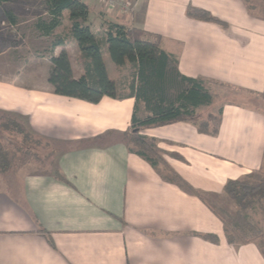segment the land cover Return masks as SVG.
Returning <instances> with one entry per match:
<instances>
[{
  "label": "crops",
  "instance_id": "crops-1",
  "mask_svg": "<svg viewBox=\"0 0 264 264\" xmlns=\"http://www.w3.org/2000/svg\"><path fill=\"white\" fill-rule=\"evenodd\" d=\"M83 1L94 33L93 26L107 20L158 34L181 74L203 79L220 95L210 105L220 111L216 135L184 121L140 131L156 141L179 176L201 194L227 199V180L264 170V113L226 97L239 91L264 98V0H126L133 4L129 11ZM188 6L221 23L188 17ZM2 23L9 27L0 47V111L19 115L58 151L49 170L9 183L0 177V264H264L262 243L228 244L204 197L164 181L129 151L123 133L131 126L134 98L104 96L92 103L54 93L51 56L65 51L73 77L83 75L74 39L75 63L65 38L51 43L46 62L31 57L23 63L18 45L11 46L14 25ZM102 59L119 88L128 66L114 64L105 46ZM194 232L214 234L218 242Z\"/></svg>",
  "mask_w": 264,
  "mask_h": 264
},
{
  "label": "trees",
  "instance_id": "trees-1",
  "mask_svg": "<svg viewBox=\"0 0 264 264\" xmlns=\"http://www.w3.org/2000/svg\"><path fill=\"white\" fill-rule=\"evenodd\" d=\"M14 1L0 0V6ZM42 1L47 9L48 19H39L35 27L45 36L55 37L52 47L61 45L64 37L55 36L53 31L60 25L63 12H67L69 36L77 43L83 68V75L74 78L70 58L65 51L51 56L48 83L53 87L54 93L92 103L104 96L116 99L134 98L131 126L123 133L129 151L156 168L164 181L203 199L197 189L166 163L156 141L140 134V131L145 127L184 121L194 124L200 133L216 135L220 111L217 116L210 114L206 119H203L200 112L212 104L216 94L206 88L203 79L180 73L177 57L161 48V37L158 34L109 22L103 34L97 35L87 23L89 7L83 0ZM186 15L197 20L221 23L209 12L193 6L187 7ZM0 21L15 25L17 17L11 10L0 9ZM10 35L8 30L7 36ZM103 46L114 64L128 66L129 82L123 91L108 77L102 59ZM5 135L11 140L3 141ZM38 139L41 140L19 115L0 111V170L8 169L22 151L36 152L35 144L40 141ZM223 191L235 205L232 212H216L222 221L226 242L230 245H242L264 241V170L227 180ZM251 214L259 215L260 220L253 221ZM194 235L212 243L218 242V237L214 234L194 232Z\"/></svg>",
  "mask_w": 264,
  "mask_h": 264
},
{
  "label": "rangeland",
  "instance_id": "rangeland-1",
  "mask_svg": "<svg viewBox=\"0 0 264 264\" xmlns=\"http://www.w3.org/2000/svg\"><path fill=\"white\" fill-rule=\"evenodd\" d=\"M0 9L11 10L17 17V24L12 27L14 39L16 40V42L11 46L14 47L18 45V50L16 52L17 54H20L23 63H25L26 60H29V58L31 57L46 62V60H48V58L50 57L49 49L51 47V43L55 40V37H46L35 27L39 19H48V13L43 14V12L46 10L43 1L15 0L14 2L3 3L0 6ZM89 21L90 20H88L87 23L91 24L89 23ZM2 22L3 21H0V47H3L2 44H4V39L7 41V38L5 37V31L9 27ZM108 23L109 22H107V20L103 21V23L99 27L93 26V30L97 35L103 34ZM69 30L70 22L68 20V16H62L61 23L56 29L55 36H63L65 39H67L68 45L71 49L73 63H75L77 58L75 52L72 50L74 40L69 36ZM0 58L4 59L5 55ZM1 68L2 67L0 66V69ZM126 71L129 72L128 69ZM124 78L125 77H121L119 81L120 87L118 89L120 91H123V89H125V86L129 82V78ZM226 95V97H232V99L229 98V100H232L234 102L236 101L242 105L253 106L257 110L264 113V98L262 96H252L240 93L239 91H231ZM219 96L218 94H216V99H219ZM200 112L203 115V119H206L210 114H212L213 116L218 115L217 108L211 106L201 109ZM40 138L41 140L38 139L40 141L35 144L36 152L32 151L25 153V151H22V153H19L14 158L15 160L12 161L8 169L4 170L5 175L0 174L2 180L6 179L8 183L13 182L14 179H16V176L19 178L21 175H24V173L38 172L47 169L49 170L50 167L55 166V155L57 154L58 148L53 146L52 143L48 142L44 138ZM2 140L6 142V140L9 141L11 139L7 135H5ZM162 172L166 173L165 169H162ZM202 196L206 201L210 203L211 207L216 209L217 213H222L221 211H225L228 213L235 210V205L229 198L220 199L218 197L210 196L205 193H203ZM250 218L255 222H258L260 220V216L256 214H251ZM259 243H262L261 245L264 249V241H260Z\"/></svg>",
  "mask_w": 264,
  "mask_h": 264
},
{
  "label": "built area",
  "instance_id": "built-area-1",
  "mask_svg": "<svg viewBox=\"0 0 264 264\" xmlns=\"http://www.w3.org/2000/svg\"><path fill=\"white\" fill-rule=\"evenodd\" d=\"M100 5L105 7L107 10H119L128 11L132 8L133 4L126 0H97Z\"/></svg>",
  "mask_w": 264,
  "mask_h": 264
}]
</instances>
